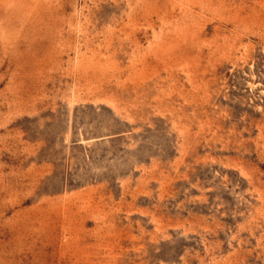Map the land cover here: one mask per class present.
Wrapping results in <instances>:
<instances>
[{
  "label": "rangeland",
  "instance_id": "rangeland-1",
  "mask_svg": "<svg viewBox=\"0 0 264 264\" xmlns=\"http://www.w3.org/2000/svg\"><path fill=\"white\" fill-rule=\"evenodd\" d=\"M193 1L0 0V264H264V0Z\"/></svg>",
  "mask_w": 264,
  "mask_h": 264
},
{
  "label": "bare ground",
  "instance_id": "bare-ground-1",
  "mask_svg": "<svg viewBox=\"0 0 264 264\" xmlns=\"http://www.w3.org/2000/svg\"><path fill=\"white\" fill-rule=\"evenodd\" d=\"M195 1V3H194V5H195V7L197 6V7H199V8H201V9H203V10H213V11H221L222 9L223 10H228V6H229V9H230V6H232L231 4V2H233V1H231L230 2V0H194ZM193 1V2H194ZM242 1V0H241ZM229 2H230V4H229ZM212 11V12H213ZM187 12V11H186ZM222 12V11H221ZM224 12H227V11H224ZM217 12H215V14H216ZM228 13V12H227ZM187 14V13H186ZM185 14V15H186ZM218 15H219V13H217ZM222 15H223V13H221ZM192 16H193V14H191ZM191 15H186L185 17H184V20L185 21H183V22H180L181 23V25H177V27H178V29H181L182 30V32H184V31H186V32H188V28L189 27H187V22H188V24L190 23V21H192V20H190L189 18H190V16ZM224 15H225V13H224ZM165 17V16H164ZM195 16H193V18H194ZM221 17H223V16H221ZM167 18V17H166ZM186 18H188V19H186ZM192 19V18H191ZM193 21H194V19H193ZM168 23L170 24V22L168 21ZM172 23V22H171ZM184 25V26H183ZM180 26H183L182 28L180 27ZM176 27V28H177ZM178 31V30H177ZM200 35V34H199ZM189 36V35H188ZM195 36V35H194ZM186 38V37H185ZM198 38V37H197ZM192 41H193V38H192ZM191 44H193V43H191Z\"/></svg>",
  "mask_w": 264,
  "mask_h": 264
}]
</instances>
